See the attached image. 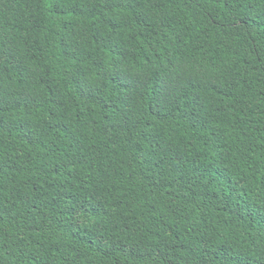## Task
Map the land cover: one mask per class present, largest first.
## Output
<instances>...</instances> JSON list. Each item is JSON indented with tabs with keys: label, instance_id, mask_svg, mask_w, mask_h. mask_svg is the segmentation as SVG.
I'll return each instance as SVG.
<instances>
[{
	"label": "trees",
	"instance_id": "1",
	"mask_svg": "<svg viewBox=\"0 0 264 264\" xmlns=\"http://www.w3.org/2000/svg\"><path fill=\"white\" fill-rule=\"evenodd\" d=\"M0 264H264V0H0Z\"/></svg>",
	"mask_w": 264,
	"mask_h": 264
}]
</instances>
